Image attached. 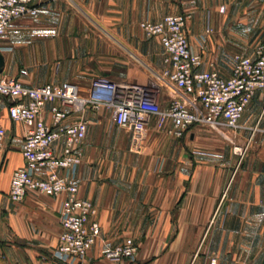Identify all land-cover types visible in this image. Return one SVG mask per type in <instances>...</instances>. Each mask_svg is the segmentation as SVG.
<instances>
[{
  "label": "crops",
  "instance_id": "0c3cea01",
  "mask_svg": "<svg viewBox=\"0 0 264 264\" xmlns=\"http://www.w3.org/2000/svg\"><path fill=\"white\" fill-rule=\"evenodd\" d=\"M39 16L15 19L0 38L1 71L29 87L71 82L87 96L93 79L147 82L163 71L165 49L141 22L184 14L188 40L202 56L201 70L229 77L238 53L251 56L264 39V0H38ZM26 69L27 75H21ZM173 87H162L167 106ZM1 113L0 264H66L53 256L66 194L29 191L10 199L11 177L25 164L27 126ZM50 104L45 120L51 123ZM87 120L80 144L78 196L96 207L101 233L83 261L74 264H236V255L264 257V89L223 135L201 125L174 137L150 127L138 138L118 126L107 108L72 112L66 122ZM199 127V128H198ZM133 144H143L140 150ZM62 152L64 141L55 145ZM235 147L241 150L239 153ZM40 177L45 172L39 171ZM132 238L135 260L113 261L110 250ZM201 254V256H196ZM262 257V260H263ZM215 260V263L212 261ZM261 260V264H262Z\"/></svg>",
  "mask_w": 264,
  "mask_h": 264
},
{
  "label": "built area",
  "instance_id": "2783aa9c",
  "mask_svg": "<svg viewBox=\"0 0 264 264\" xmlns=\"http://www.w3.org/2000/svg\"><path fill=\"white\" fill-rule=\"evenodd\" d=\"M37 1L0 0V38L15 19L38 17ZM140 25L148 37L160 39L167 65L145 83L100 76L92 80L89 94L81 96L79 86L71 82L29 87L19 77H7L0 71V149L6 137L2 103L9 119L27 126L21 148L25 164L12 174L9 197L19 202L32 190L50 196L66 194L60 210L62 229L53 252L62 263L83 261L101 233L99 221L93 218L96 207L78 196L77 171L83 158L80 144L88 122H66L72 112L107 108L120 127L153 124L178 138L195 125H207L227 136L228 130L239 127L254 96L264 89V39L257 42L253 55L236 54L231 75L223 77L216 70L200 69L202 56L189 43L184 14L166 15L157 22L144 20ZM27 74L26 69L21 70V75ZM165 86L173 87L174 93L170 103L161 106L158 96ZM48 104L51 123L45 120ZM61 140L64 147L57 154L54 145ZM39 171L45 172V177H40ZM137 252L134 239L126 238L107 256L113 261L135 260Z\"/></svg>",
  "mask_w": 264,
  "mask_h": 264
},
{
  "label": "rangeland",
  "instance_id": "374dc122",
  "mask_svg": "<svg viewBox=\"0 0 264 264\" xmlns=\"http://www.w3.org/2000/svg\"><path fill=\"white\" fill-rule=\"evenodd\" d=\"M200 128L203 129V130H200L201 133H209L210 132L209 130H212L214 134H218L215 130L211 129V127H209L207 125H201ZM125 129L128 130L130 133L137 135L138 138L146 137L148 135L149 131L151 130L150 127L139 126V125L125 127ZM227 136H225V137L222 136V137H224L226 139L228 144L233 145L232 137H230L229 135H227ZM142 146H143V144L142 145L141 144H133V145H131L130 148L133 150H140L142 148ZM196 256H201V254H197ZM234 257H235L234 261L236 264H261V260H262L263 255L262 254H259V255H247V254H245V255L241 254L240 255L239 254V255H236ZM214 260H216V259H214Z\"/></svg>",
  "mask_w": 264,
  "mask_h": 264
},
{
  "label": "water",
  "instance_id": "95a60500",
  "mask_svg": "<svg viewBox=\"0 0 264 264\" xmlns=\"http://www.w3.org/2000/svg\"><path fill=\"white\" fill-rule=\"evenodd\" d=\"M4 63H5V61H4V55H3V53L0 50V71L3 70ZM262 264H264V257H263V260H262Z\"/></svg>",
  "mask_w": 264,
  "mask_h": 264
}]
</instances>
